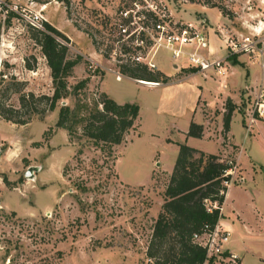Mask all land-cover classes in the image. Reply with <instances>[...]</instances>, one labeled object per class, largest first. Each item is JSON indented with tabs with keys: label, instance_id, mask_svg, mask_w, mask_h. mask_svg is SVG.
Wrapping results in <instances>:
<instances>
[{
	"label": "rangeland",
	"instance_id": "rangeland-1",
	"mask_svg": "<svg viewBox=\"0 0 264 264\" xmlns=\"http://www.w3.org/2000/svg\"><path fill=\"white\" fill-rule=\"evenodd\" d=\"M127 1L0 0V83L10 86L4 98L6 103L18 104V92L11 91L14 88L11 82L19 81L22 91L51 92L49 69L39 45L31 37L33 29L28 17L34 14L67 38L63 40L67 55L76 58L66 78L67 84L71 86L88 76L83 87L58 100L52 110L39 118L33 115L24 124L0 118V264H153L145 250L162 199L163 179L154 176L148 183L142 182L147 181L144 163L152 149L159 146L165 126L166 130L171 128V117L154 110L162 98L160 87L145 86L126 76L115 79L111 71L105 70L101 90L116 102L140 103L139 133L129 130L109 149L105 143H94L81 134L82 119L94 106L103 72L94 62L118 69L117 62H125L120 57L128 56L116 29L117 8ZM143 1L155 4L156 12L163 13L170 22L201 24L208 32L207 47H214V51L207 47L199 51L210 54L209 57L229 54L222 38L223 29L236 35L247 34L244 18L250 19L251 14L264 10V3L257 0ZM210 3L224 8V18L217 6H210L217 9H198L197 4ZM140 25L137 19L132 24L127 22L130 29ZM147 40L149 43V37ZM151 47L155 49L148 52L145 60L153 52L151 61H170L168 49L154 43ZM112 51L114 56L110 54ZM250 58L255 65L249 68V75L252 71L259 75L256 58ZM26 62L34 63V67L26 68ZM196 75L200 80L207 76L204 85L210 93L219 86L217 76H223L210 70ZM227 85L223 80V86L230 92L231 85ZM253 87L232 90L236 101L230 98L235 105L231 131L241 149L240 168L236 164L235 182L230 185L231 196L227 200L239 211L244 234L229 232L228 236L229 241L233 238V242L244 244L246 251L242 246L238 249L246 264H264V145L258 133H250L253 129L244 130ZM229 94L215 95L210 105L198 98L206 131L204 139L189 144L198 143L211 151L220 142L224 145L222 156L232 157L230 153L236 147L228 142L227 132L221 129V112ZM59 104L74 107L81 119L72 125L70 132L54 125ZM197 119L199 116L195 114L193 120ZM174 127L170 135L175 138L177 128H187L184 118L177 119ZM155 128L157 136H150L148 130ZM114 155H117L115 163ZM28 166L34 168L25 176ZM138 182L142 184H134Z\"/></svg>",
	"mask_w": 264,
	"mask_h": 264
},
{
	"label": "trees",
	"instance_id": "trees-1",
	"mask_svg": "<svg viewBox=\"0 0 264 264\" xmlns=\"http://www.w3.org/2000/svg\"><path fill=\"white\" fill-rule=\"evenodd\" d=\"M135 1L141 2V0H128L125 5L119 4L117 11L130 8ZM208 6L217 5L210 3ZM217 7L224 15V8ZM145 13L150 12L145 11ZM41 24V29L31 26L33 29L31 37L39 45L49 69L51 92L35 94L32 91H22L19 81L11 82L14 85L11 91L18 92V104L13 106L4 101L10 86L0 83V118L5 121L24 124L33 115L39 118L45 111L52 110L58 100L83 87L88 80V76H84L71 86L67 84L66 78L70 75L76 58H69L67 55V46L64 42L67 38L59 30L47 21H42ZM234 57L233 54H229L232 62H236ZM33 67L34 63L26 62V68ZM117 68L121 74L134 78L157 82L168 79V76L161 71L135 60L121 62L117 64ZM1 80L2 76L0 82ZM234 107V102L227 97L221 113L223 132L228 130ZM137 118V103L116 102L105 92L99 91L93 108L82 119L81 134L94 143H105L109 149L112 145L118 144L129 130H136ZM78 120L81 119L77 117L74 107H69L67 104L58 105L55 126L70 132L72 125ZM202 133L203 125L191 119L185 135L200 137ZM34 143L38 144V142ZM222 155L220 152H205L185 141L177 142L176 155L162 188V200L154 217L145 250V255L153 264H201L205 250L192 239V234L200 231L203 224L211 227L217 222L219 208L211 207L208 210L206 203L208 201L222 203L226 190L222 180L230 177V174H224V171L234 163L233 157ZM115 157L116 155L114 159Z\"/></svg>",
	"mask_w": 264,
	"mask_h": 264
},
{
	"label": "built area",
	"instance_id": "built-area-1",
	"mask_svg": "<svg viewBox=\"0 0 264 264\" xmlns=\"http://www.w3.org/2000/svg\"><path fill=\"white\" fill-rule=\"evenodd\" d=\"M257 1L260 4L264 3V0ZM155 7V4L135 1L132 2L130 8L118 11L116 29L119 39L124 41L125 48L128 50V56L120 57V60L143 62L154 69V63L150 59L153 52L145 60L148 52L155 49L152 48L153 46L151 47L154 43L168 49L174 58L183 56L187 64L200 71L208 69L219 75L224 74V59L222 57H209L210 54H203L199 51V48L207 47V31L201 24L188 21L180 24L175 21L170 22V19L163 13L156 12ZM145 11L150 13L147 14ZM40 19V16L36 14L28 17L29 23L39 28L41 26ZM135 19L139 20L141 25L138 28H128L127 22L132 24ZM243 23L248 29L247 34L236 35L223 29L222 38L230 55L244 54L256 58L259 64L261 77L257 88L254 90L252 103L246 110L245 130L247 132L252 129L257 120L264 122V10L251 14L250 19L244 18ZM147 36L149 43H147ZM120 44L123 46L122 41ZM99 49L101 50V48ZM122 51H124L123 48ZM110 54L114 56L115 52L112 51ZM143 57L144 60H142ZM120 74V72H116L115 78H119ZM235 167L236 163L234 162L231 167L224 171V174H230L229 178L222 180V184L226 188L235 180H233ZM211 207H218L220 210L221 204L216 201H208L206 208L209 210ZM192 239L205 250L201 264H238L239 256L226 248L228 231L221 228L217 223L211 227L208 224H203L200 231L192 234Z\"/></svg>",
	"mask_w": 264,
	"mask_h": 264
},
{
	"label": "crops",
	"instance_id": "crops-1",
	"mask_svg": "<svg viewBox=\"0 0 264 264\" xmlns=\"http://www.w3.org/2000/svg\"><path fill=\"white\" fill-rule=\"evenodd\" d=\"M198 9L201 11H204L207 8H216V7H210V6H204L202 4H197ZM217 9V8H216ZM219 12V10L217 9ZM220 13V12H219ZM221 18H224L222 14L220 13ZM187 21V20H185ZM184 21V22H185ZM208 33V32H207ZM209 51H214V47L210 46L207 47ZM232 55V54H231ZM235 57L234 59L236 62H232L231 59L229 58L228 55H220L217 57H222L224 59V66H227L226 74L223 76H217L218 79H215L217 82H219V86L216 87L217 90H213V92H208L209 88H206L204 83L206 82L207 76H204L203 74L208 71H200L197 68H193V66L187 64L185 62V58L183 56L179 58H174L173 56L170 58L169 62H153L154 63V69H157L161 71L163 74L168 76V79L164 82L159 81V82H150L152 80H147V79H139V78H134L130 77L127 75H122L120 76H126L131 78L132 80H135L137 83L145 85V86H150V87H160V92H162V98L160 99L159 103L157 106H154V110L160 111V114H163L167 117H171L170 124L171 128H168L166 130V126L163 132V136L161 138V141H159V146L156 145L153 149L151 154L149 155L147 161L144 163V169L147 174V181L142 182V183H148L150 179H152L154 176L163 179V184L162 188L164 185V182L166 181L168 174L172 168L173 160L176 155L177 151V142L185 141L187 144L190 142H194L197 140L204 139L203 136L205 135V127L203 125V119H202V112H199V108L197 106V100L199 97L203 98L205 100V103L207 105H210L211 99L219 93H230L228 96L231 98L233 101H236L235 98L231 95L232 90H236L240 87H248V86H254L257 85L260 77H261V72L259 69V75L255 74L256 71H252L251 74L249 75V68L251 66H254L255 63L254 61H251L249 56H246L244 54H233ZM97 66H99L101 69H103V72L99 78L98 81V89L99 91L101 90L100 83L102 81L104 71L109 70L113 73V76L115 78V74L117 71L116 68H112L110 65L103 64L101 62H94ZM193 68V69H190ZM228 70V71H227ZM196 73H200L202 76V80L198 79ZM120 78V77H119ZM115 78V79H119ZM209 78H207L208 80ZM223 80H226V83L228 85H231L230 87V92L227 91V87L223 86ZM148 82V83H144ZM227 85V86H228ZM255 90V87H253ZM252 90H248V92H251ZM104 92V91H103ZM231 100V101H232ZM232 101V102H233ZM138 115L141 110L140 108V103L138 104ZM222 113V112H221ZM195 114H198L199 119L198 121L194 120L195 122L201 123L203 125V133L200 137H193V136H186L185 131L187 128L182 127V128H177L176 131L178 132V137H173L170 135L171 131L174 130L175 122L179 118H184V124L188 125V122L195 116ZM235 114V111H232L231 116H230V121L228 125V130L227 132V138L228 142H231L234 147H236V150L234 149L233 153H230L232 157L235 159V163L237 164V167L240 168L239 166V151H240V145L233 139V134L231 131V120L233 118V115ZM137 126L136 130H134L135 134L139 133L138 130V118H137ZM242 128L243 124L241 123ZM255 127L252 128L254 131L250 132L253 133L256 132L261 136L262 144L264 145V122L263 121H257L256 124L254 125ZM58 129H61V127H58ZM245 130V129H244ZM157 128L155 129H149L148 133L150 136H157L156 134ZM133 132V133H134ZM132 133V134H133ZM245 135V132H243ZM257 134V135H258ZM191 146H194L198 149H201L205 152H221L223 150V144H216V147L214 150L207 151L206 149L202 148L198 143H191L189 144ZM237 145V146H235ZM158 146V147H157ZM222 148V149H221ZM117 161V155L114 159V163ZM115 169V168H114ZM116 172V170H115ZM117 176L120 178L118 172H116ZM121 179V178H120ZM124 181V180H123ZM235 182V180L233 181ZM232 182V183H233ZM127 183V182H126ZM142 183H134V184H142ZM231 183V184H232ZM230 184V185H231ZM228 186L224 192L223 200L221 203V208L219 211V216L217 219V224L228 231L230 234L233 233L234 235H240L242 236L244 232L241 230V226L244 225L243 219L240 218V213L238 210L234 209L233 206L229 205L228 196L230 195V187ZM162 200V199H161ZM161 200L157 206V210L159 208V205L161 203ZM233 203V200L230 202ZM235 237V236H234ZM244 248V244L241 243L239 245L236 242L229 241V236L228 240L226 243V248L229 251L235 252L238 256V264H246L245 260H243V255L239 251L238 248ZM243 251H246L244 248ZM261 259V258H260Z\"/></svg>",
	"mask_w": 264,
	"mask_h": 264
},
{
	"label": "water",
	"instance_id": "water-1",
	"mask_svg": "<svg viewBox=\"0 0 264 264\" xmlns=\"http://www.w3.org/2000/svg\"><path fill=\"white\" fill-rule=\"evenodd\" d=\"M32 168H34V166H28V167L26 168L25 172H24V175H25V176H29V175H30V170H31Z\"/></svg>",
	"mask_w": 264,
	"mask_h": 264
},
{
	"label": "bare ground",
	"instance_id": "bare-ground-1",
	"mask_svg": "<svg viewBox=\"0 0 264 264\" xmlns=\"http://www.w3.org/2000/svg\"><path fill=\"white\" fill-rule=\"evenodd\" d=\"M144 83H148V82H144ZM149 84V83H148Z\"/></svg>",
	"mask_w": 264,
	"mask_h": 264
}]
</instances>
